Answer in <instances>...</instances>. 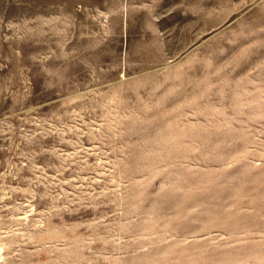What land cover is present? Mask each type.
Listing matches in <instances>:
<instances>
[{
  "label": "rangeland",
  "instance_id": "1",
  "mask_svg": "<svg viewBox=\"0 0 264 264\" xmlns=\"http://www.w3.org/2000/svg\"><path fill=\"white\" fill-rule=\"evenodd\" d=\"M0 264H264V0H0Z\"/></svg>",
  "mask_w": 264,
  "mask_h": 264
}]
</instances>
